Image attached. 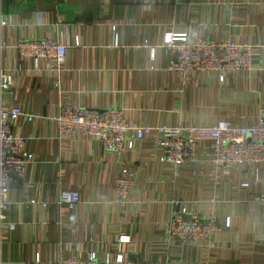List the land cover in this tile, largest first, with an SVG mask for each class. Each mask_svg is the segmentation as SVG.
Instances as JSON below:
<instances>
[{"label": "crops", "instance_id": "obj_1", "mask_svg": "<svg viewBox=\"0 0 264 264\" xmlns=\"http://www.w3.org/2000/svg\"><path fill=\"white\" fill-rule=\"evenodd\" d=\"M0 19V69L12 75L2 102L20 107L12 132L32 155L0 210V264H60L59 257L91 251L101 258L116 252L122 235L129 242L121 252L133 264H264V201L254 199L264 167L217 175L208 140L196 144V167H174L159 161L154 135L137 140L129 132L133 148L114 152L94 137L60 134L54 119L71 104L121 109L139 127L255 123L264 117V0H0ZM171 30L261 49L251 69L221 81L216 72L169 68L163 37ZM34 37L67 45L65 61L21 58L15 44ZM125 166L133 177L122 203L114 188ZM63 189L79 202L60 203ZM172 199L218 229L200 245L164 237Z\"/></svg>", "mask_w": 264, "mask_h": 264}, {"label": "built area", "instance_id": "obj_2", "mask_svg": "<svg viewBox=\"0 0 264 264\" xmlns=\"http://www.w3.org/2000/svg\"><path fill=\"white\" fill-rule=\"evenodd\" d=\"M0 19V24H5ZM21 58L53 59L61 64L66 59L67 45L50 37H34L20 40L15 44ZM163 47L169 53V68L175 71L216 72L222 81L227 73L237 69H251L259 54L261 45L234 40L191 37L184 32L167 31L163 37ZM12 75L0 69V210L7 205V195L12 184L20 178L32 161V155L24 151V139L12 132V126L22 115L17 105L7 106L2 100L9 92ZM60 134L76 131L96 138L108 151L119 152L124 144L133 148V140L126 142V135L134 132L135 139L146 136L157 137L160 148L159 161L174 167L186 162L196 167L198 160L195 148L198 141L212 143V164L214 173L228 175L237 166L255 165L264 167V117L250 125H237L226 119L209 126L158 125L136 126L128 123L123 111L118 108L103 112L84 108L80 105L64 104L54 117ZM214 174V175H215ZM133 169L125 166L115 182V193L119 201H128ZM248 181H241L239 187L246 189ZM255 200L264 201V189ZM211 202L215 198H210ZM59 202L73 207L79 202L77 192L63 189ZM174 209L164 227V237H173L179 243L200 245L206 242L218 229L214 219L203 218L189 212L179 199H172ZM188 213L190 215L187 217ZM230 218H226L229 225ZM129 237L122 235L112 246L116 252L106 250L103 257L91 251L87 257H59L60 264H133L121 252V245L128 243Z\"/></svg>", "mask_w": 264, "mask_h": 264}]
</instances>
